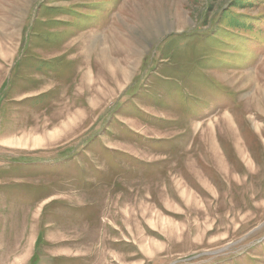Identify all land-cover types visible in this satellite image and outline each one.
<instances>
[{"label": "rangeland", "instance_id": "374dc122", "mask_svg": "<svg viewBox=\"0 0 264 264\" xmlns=\"http://www.w3.org/2000/svg\"><path fill=\"white\" fill-rule=\"evenodd\" d=\"M0 264H264V0H0Z\"/></svg>", "mask_w": 264, "mask_h": 264}, {"label": "trees", "instance_id": "16d2710c", "mask_svg": "<svg viewBox=\"0 0 264 264\" xmlns=\"http://www.w3.org/2000/svg\"><path fill=\"white\" fill-rule=\"evenodd\" d=\"M231 23H235L238 27L244 28V26L240 23V21H238L234 17L232 18ZM235 37H236V39H234V38H232V39L237 40V36H235Z\"/></svg>", "mask_w": 264, "mask_h": 264}, {"label": "bare ground", "instance_id": "6f19581e", "mask_svg": "<svg viewBox=\"0 0 264 264\" xmlns=\"http://www.w3.org/2000/svg\"><path fill=\"white\" fill-rule=\"evenodd\" d=\"M262 95V94H261Z\"/></svg>", "mask_w": 264, "mask_h": 264}]
</instances>
